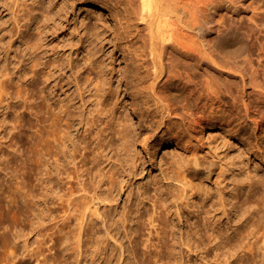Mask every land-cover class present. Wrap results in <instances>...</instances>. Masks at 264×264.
Here are the masks:
<instances>
[{
	"label": "rangeland",
	"instance_id": "1",
	"mask_svg": "<svg viewBox=\"0 0 264 264\" xmlns=\"http://www.w3.org/2000/svg\"><path fill=\"white\" fill-rule=\"evenodd\" d=\"M244 2L245 6H241L240 10L234 14L232 21L242 34L245 33V39L248 38L246 52H255L253 56L256 60L259 58V53L264 54V26L261 16L257 13L263 11L264 0H244ZM27 5L37 10V16L30 25L31 31L37 30L38 22L46 9L50 8L52 13H56L48 25L42 28L44 34L39 38L42 41L39 46H43L41 53L44 61L51 60L54 66L46 70L47 74H33L35 60L29 58L28 54L23 64L21 61L23 58H19L20 55L27 53L23 33L28 27L22 26L20 30L14 28L11 31L12 37L9 36L7 39L9 42L7 48L12 45L11 53L7 56L5 52H2L0 57V69L7 67L10 70V73L4 76L8 79V87L4 88L6 92L3 93L7 100L0 105V160L1 157L6 160L2 159L0 162L3 166L0 165V215L3 216H0L2 221L0 222V264H36L34 259L27 258L25 248L28 242L31 246L36 242V235L31 233L30 227L32 225L34 228V224L37 225L36 221H39L42 218L41 215L47 212L46 199L57 200L56 195H58L56 190H53L55 195L45 184L46 176L63 177L56 173L55 169L60 159L66 164L68 161L69 167L74 166L69 163V159L66 160L64 153L67 154L73 149V142L78 141V136L84 135L83 121H86L88 115L96 110L100 87V80L97 79L101 71L108 82L105 89L110 91L105 93L107 103L101 111L107 112L114 118L112 125L108 126L109 143L105 148L106 157L100 166L102 171L95 173L97 177L99 176L98 179L105 180L102 190L105 192L108 190L106 174L111 167L116 166V160L119 159L123 166L119 167L121 168L120 182L113 189L116 200L102 203L97 200L91 202L90 210L94 211L96 207H99L101 214L94 216L95 218L92 217L93 220L88 214L86 227L89 225L95 227L93 233L91 231V236L95 235V238L99 235L106 237V232L113 228V232H118L116 237L122 245L109 239L107 248L99 246L102 249L101 254L94 252L91 248L92 251L88 253V256L85 255V247L84 258L81 256L82 259L77 261L78 264H106L109 257L112 259L108 262L110 264H126L127 262L172 264L175 258L176 262L173 264H217L218 261L224 264L227 256V258L234 257L229 258L230 262L225 264L253 262H248L252 257L249 250L240 248L242 244L240 237L243 238V228L251 223L250 216L242 218L238 209L242 204L241 200L250 198L253 205L258 202L253 213H256L258 209L264 211V131L254 129L248 122L241 121V124L232 125L229 117L226 116L228 111L218 113L217 118L212 119L210 125L201 129L196 126L194 119H180L168 114L166 103L161 99L162 94L169 93L176 102H182L186 80H181L180 77L187 74L194 77L195 82L206 83L212 80L237 93L243 85L240 76L248 73L249 64L240 60L230 64L231 67L228 65V68L223 65L224 68H221L222 71L219 72L206 58L180 57L175 50H172L175 55L174 60H170L169 56L153 57L149 53L151 43L147 34H150V29H146V19H141L138 3L132 4L127 0H23V23L26 20L24 13L27 11ZM9 6L13 11L12 3ZM124 7H129L134 12L123 13ZM258 9L260 11H257ZM226 12L222 10V13ZM3 14L13 20V14L10 11H5ZM254 15L257 16L255 17L258 22L261 21L259 23L261 25L258 22L254 23ZM206 18L208 19V16ZM217 18H219L218 15ZM96 24L101 28L100 38L93 36L89 31ZM253 25H258L259 29ZM256 47L260 49L259 52L256 51ZM254 48L256 49L252 50ZM94 50L97 54L93 60L88 61L90 51ZM226 59L228 61L229 58ZM233 60L230 59V63ZM253 64L255 67L258 65L257 61ZM49 71L53 72L51 78H48ZM138 71L147 75L143 86L152 94L150 102H145L134 94L133 88ZM10 92H12L11 95L8 94ZM120 119H127L131 129L130 141L134 143L131 158L123 149V139L117 132L121 128L117 124ZM234 127L237 130H234ZM240 131L243 136L240 135ZM174 136H179V139L177 140ZM187 140L203 163L214 166L210 174L198 173L197 182L203 180L204 184L214 191L213 198H218L220 190L226 188L228 193L224 195L227 208L236 206V210L233 209L235 213L232 212L230 216H226L224 209L220 208L214 214L215 217H212L213 223L209 226L205 223L207 215L205 211L210 203L202 204L206 195L198 192L195 198H191L196 189L188 188L186 200L189 199L190 204L177 206L181 202L178 195L181 193L182 184L174 179H165L172 160L180 161L187 157L194 159V155L182 144ZM62 150H65L64 153ZM138 152L141 157H136ZM43 154L45 159H42ZM222 166L226 167V172L219 176ZM189 171L191 175L194 174L192 166L189 167ZM172 175H174L173 172ZM252 181H255V184L251 186ZM236 182L245 183V186L240 189ZM170 186L173 187V195L169 192ZM237 188L240 189V196L234 198L232 194L238 191ZM46 191L47 193L50 191V195H47ZM161 197L166 198L169 210L171 209L169 224L165 223L167 228L163 226V223L158 225L156 222L155 227L150 222L151 219L154 220V216L161 215L157 213L162 211L161 204L158 202ZM154 206L159 211L155 212ZM2 207L6 209V213ZM177 208L180 209V216L177 214L179 212ZM126 211H131L132 216L125 227L122 222L118 223L117 219ZM141 215L144 219L139 222L138 217ZM34 219L36 221L33 222ZM6 223L7 231L3 229ZM138 224L141 228L137 230ZM171 226L175 227L174 236ZM215 227L225 233L222 239L219 237L210 243L209 236L214 232ZM157 229L161 232L158 233ZM164 231L166 236L163 235ZM160 233L162 237L164 236L163 239ZM86 235L87 231L83 237L87 240ZM258 236L260 235L250 237L251 240H248L252 242ZM195 237L201 239V244L195 243L197 242L196 239L193 240ZM185 240L193 243L192 250L186 249L189 247L184 244ZM83 245L86 246V244ZM234 245L235 248L240 249L238 253L237 249L236 251L234 249L237 254L231 248ZM169 246L172 248V253ZM224 247L228 251H225ZM229 251L230 253H226ZM231 252L235 255L230 256ZM263 252L262 249H257L256 257H258L257 260L259 259L257 264H262ZM94 256L97 258L95 262L92 260ZM207 258L208 261H206Z\"/></svg>",
	"mask_w": 264,
	"mask_h": 264
},
{
	"label": "bare ground",
	"instance_id": "2",
	"mask_svg": "<svg viewBox=\"0 0 264 264\" xmlns=\"http://www.w3.org/2000/svg\"><path fill=\"white\" fill-rule=\"evenodd\" d=\"M127 2L132 4L138 3L140 8L139 12L142 17L141 19H146L147 22L146 29L148 28L150 29V34H147L149 35L150 43H151L149 48V53L153 57L162 58L169 56L170 60H174L175 55L173 54L172 50H175L180 57H186L188 59H197L199 57L206 58V60L214 64L215 69H217L219 72L222 71L221 68H224V66L228 68L227 67L228 65L230 66V64L237 63L240 60H242L243 63L249 64L248 73H243L240 76L243 85L240 90H237V93L227 87H222L221 85H219V83L216 84L215 82H212V80L211 81L208 80L206 83H201V82L199 83V82H195L194 77L188 74L184 75L183 77H180L181 80H186L184 85L185 94L182 102L180 103L176 102L174 100V97L170 96L169 93L161 95V99L166 103L165 107L167 108L166 110L168 114L174 117H178L180 119H186V120L194 119L196 126L202 129L204 128V126L210 125L212 119L217 118L218 113L228 111L226 116L229 117L232 125H236L237 123L241 124V121L248 122L250 123V125L254 127V129H259L261 131H264V58H262L264 54L259 53L260 54L258 56L259 58L255 60L253 56L255 55L253 54L255 52L252 53L250 51L251 48L249 50L251 53L246 52L248 50V46H247L248 38L245 39L246 37L244 35L245 33L243 32L244 34H242V31L240 32V30H238V27L235 26V24H233L232 21L234 14H236L240 10L241 6L243 5L245 6L244 0H127ZM10 3H12V5L14 6L13 11H11L10 9L9 6ZM26 8L27 11L24 13L26 20L23 23V0H0V57L2 55V52H5L7 56H9L11 53L10 49L12 48V45H9L10 47L7 48V45L9 43L7 39L9 36L10 38L12 37L11 31L14 28H18L20 30L22 29V26L25 27L27 26L28 29L23 33V42L27 47V53L25 52L26 54H23L22 52H20L23 55H20L19 58L21 59L23 58V60L21 59L20 60L24 64L26 55L29 54V58L35 60V62L33 61L34 65L32 64L34 67L33 68L34 72L32 71L33 74L34 73L35 75L41 73L47 74L46 70L48 68L53 67L54 62L53 61L51 62V60L44 61V57L41 53V49L43 46L42 47L39 46V43L42 41H40L39 38L42 37L44 34L42 28L45 25H48L49 21L52 20V17L56 13H52L50 11V8L46 9V12L42 13L41 20L38 22L37 30L31 31L30 25L37 16V10L33 7H29L28 5ZM259 9L257 11H260ZM222 10H225L227 12L222 13ZM5 11H10V13L13 14V18H12L13 20H11V18L6 17V15L3 14ZM122 12L127 14H132L134 10L129 7H124L122 9ZM257 13L259 16H261L262 25L264 26V3H263V11ZM257 13L255 14L257 15ZM217 15L219 16V18H217ZM256 15H254V20L256 21V22L254 21V23L257 24L258 20H256V17L258 15L257 16ZM207 16L208 19L206 18ZM229 20L231 21L230 23L228 22ZM260 22L261 21H259L258 24ZM254 27L258 28V25ZM100 29H101L100 25L96 24L91 29H89V31L90 34H92L93 36L100 38L101 37ZM256 48L252 50H255ZM259 50L258 48L256 49L257 52H259ZM96 54H97L96 50L90 51L87 60L88 61L93 60ZM226 58H229L228 61ZM237 58H241V59H237ZM230 59H234V60L230 63ZM255 61H257L258 64L257 67H255V65L253 64V62ZM9 73L10 70L7 67H3L0 69V86L2 90V92L0 93L1 96L0 105L7 100L6 95H4L3 93L5 91L4 88L8 87L7 86L8 79H5L4 76L8 75ZM100 73H101L99 75L100 77H98L99 79H97L100 80V87L98 88L99 94L97 96L98 100L96 103V110H94L91 114L88 115L86 121H83L85 126L84 135L78 136L77 139L78 141L73 142V149L72 150L69 149L70 151L68 150L69 155H67L68 153L66 154L63 152L65 150H62L64 156L66 157V160L69 159V163L73 164L74 166L71 168L68 166V161L66 164L65 161L61 162L60 159L57 162L55 169H56V173H58L59 175H63V177L60 178L59 176H57V178H55L52 175H49L48 177L46 176L45 184L47 185V187L49 186V188L51 189L50 191L52 192H54L55 190L57 191L56 194L58 195H56L55 192L53 193L57 196V200L54 199L50 200V198L46 199L47 212L44 215H41L42 218L39 221L38 220L36 221V219L33 220V222L34 221L37 222V225L36 223L34 224L35 226L34 228L32 227V225L30 227V229L32 228L31 233H35L36 235L35 244L31 246L27 241V239H24V241L26 240L28 242L25 245L26 246L25 248L27 250V258L29 257V259H34L36 264H76V263L78 264L77 261L82 259L81 256H83L84 258L85 253H86L85 255L88 256V253L94 250V252L101 254L102 249L99 248V246L107 248L109 244V239H112L116 241V243L118 242V244L122 245L120 240L117 239L116 237V234H118V232L117 231L113 232L112 231L113 228L106 232L107 234L106 237L103 238V236L99 235L95 238V235L94 237L91 236V231L93 233L95 227H93V225H89L86 227V223L88 224V222H86L88 221L87 218L88 214L91 215V218L94 216H99L101 214L99 207H96L94 211L90 210L92 208L90 206L91 202L97 200L98 202L102 203V202H111L116 200L115 194L113 193V189L120 182L121 177L119 173L121 171L120 170L121 168L119 169V167L123 166V164L119 159L116 160L117 161L116 166L114 165L113 167H111V169L108 170L109 173L106 174V178H107L106 180L109 185L108 190L107 192L102 190L103 182L105 180L103 178L98 179L99 176L97 177V174L95 175V173L102 171V168L100 166L102 164L103 159H105L106 157L105 148L109 143L108 136L110 134V131L108 130V126L112 125V121L114 118L113 116L110 117V115L107 112L101 111L103 110L102 108L104 107V105H106L107 103L105 93L106 92L108 93L110 91H107L105 89V86L108 82L104 77V75L102 74L103 71H101ZM247 74L249 75L247 76ZM52 76H53V72L49 71L48 78H51ZM146 76L147 75L142 74V72L137 75V81L136 83H134L133 91L134 94L140 97L141 100L145 102H150L152 100V94L150 93L149 90L145 88V86H143V83L147 78ZM8 94L11 95L12 92ZM148 115L150 116L149 111H148ZM127 122H128L127 119L126 120L120 119L119 123L117 124L121 126V128L118 129L117 132L121 135V139H123V144H124L123 149L129 155V158H131V154L132 152H134V147H133L134 143L133 141H130L131 129ZM245 125H243V127H245ZM235 128L236 127H234V130H237ZM239 133L241 136H243V133L241 131ZM66 136L68 137V135ZM174 137H176L177 140L179 139V136H174ZM182 144L185 146L186 150H189L194 155V159L191 160L187 157L185 160L183 159H181L180 161L172 160L168 167V171L166 174L167 176L165 177V179H171V180L174 179V181H176L177 183L182 184L181 185L182 187H180L181 193L178 195V197L181 199V202L177 206L184 205L185 203L189 205L190 204L189 199L186 200V192L188 188L192 190L195 188L196 192L191 195V198H195L198 192H203L206 195V198L202 201V204H206V202H208V204L210 203L209 205L211 206V207L209 206L210 208L208 207V209H206L205 211L206 212L205 214H207L206 222H205L206 224H208L207 226L213 223L212 217L218 210H220V208L224 209V214L226 216L227 215L230 216V214L233 212V209L236 210V206L235 208H232V206H230L231 208H227V200H225L224 193H228V190L226 188L220 190L219 197L213 198L212 195H214V191H212L210 187L205 185L203 180H201V182H197L196 180L197 179L196 175H198V173L202 172L205 174H210L214 166L203 163L201 158L195 152V150L192 149L193 147L189 145L188 140ZM44 156L45 155L43 154L42 159L44 158ZM136 157H141L139 152L136 154ZM2 159L4 158L1 157L0 162L2 161ZM172 165L173 168L171 169ZM191 166L194 168L193 175H191L189 171V167ZM1 167L3 166L1 165ZM2 172L4 171L2 170ZM172 172L174 173V175H172ZM225 172H226V167L222 166L219 172V176H221ZM254 184L255 181H252L250 183L251 186ZM236 185L238 186V188L242 189L245 186V183L236 182ZM240 189H238V191L234 195L232 194V197L239 198ZM50 191H48V193L46 191L47 195L48 194L50 195ZM169 192L171 195L174 194L172 186H170ZM159 199L160 201L158 202H160L159 204H161L162 211L160 210V212H157L158 208L156 206L154 207H156L155 212L160 213L161 215L159 216L158 214L155 213L158 216L157 217L154 216V220L151 219L152 221L150 222H152L155 225V227H156L155 224L156 222L158 223V225L163 223V226L165 227L166 222L167 225L169 224L168 222L170 221L169 212L171 209L169 210V205L167 203L168 201L166 200L165 197L164 198L161 197ZM241 202L242 204L240 208L238 209L237 207V209L240 210V216H242V218L250 216L251 223L250 225L243 228L242 231L243 238L240 237V240H242V242L239 241V243L241 242L242 244L241 246L239 244V246L240 248H242V250L247 248L246 251L249 250V252L251 253L252 257L248 260V262L253 261L251 263L257 264L259 260V259L257 260L258 257H256L257 249L258 250L262 249L264 251V211L262 212L258 209L256 213H253V210H255L258 206L257 204L258 202L256 203V205H253L250 201V198L241 200ZM3 210L6 213V209L3 208ZM178 210L179 212L177 214H179L180 216V209ZM138 211H140L139 208ZM7 214H11V213H7ZM122 215L123 216H119L120 218H118L117 221L118 223L122 222L123 225L126 227V225L129 223L130 217L132 216V212L126 211V213ZM143 219H144L143 215L138 217L139 222H142ZM91 220H93V218ZM0 222L2 223V221ZM92 222L93 221H91V223ZM6 226H8L7 223L5 225V228L3 227L1 228L6 230L7 228ZM140 226L141 225L137 227V230L141 228ZM171 228L173 230L172 235L174 236L175 227L171 226ZM213 229L214 232H212L209 236L210 243H212L213 240L219 237L221 238L225 233V231L217 230L216 227ZM157 230L158 233L161 232L159 231L160 229ZM86 231H87L86 236H88L87 240L83 239ZM165 232L166 231L163 232L164 233L163 235H165ZM159 235H161L162 237V233H160ZM257 235L260 236H258L257 239H254V241L251 242L248 240L250 239V237H254V236L256 237ZM198 237L197 239L196 237L193 239V240L196 239L195 241L197 242L195 243L201 242L200 241L201 239ZM163 238L164 236L162 237V239ZM223 239L225 238L223 237ZM173 240L174 239H172V241ZM83 244H86V246H84ZM149 244L153 246L152 243ZM184 244H186V246L189 247L186 249H188L189 251L192 250L191 247L193 243L190 240H187ZM234 244H236V242H234ZM93 246H95V248ZM171 247L169 250L173 248ZM227 247L230 248V246ZM84 248H85V253L83 251ZM91 248L93 249L90 250ZM231 248H233L232 249L233 251L234 249L235 251L237 249V253L240 250L239 248H235V245L234 247L232 246ZM224 249H226L225 251H228L226 247H224ZM112 250L114 251V249ZM203 250H207V249L203 248ZM113 251L112 254H114ZM230 251L226 253H230ZM204 252L203 254H205ZM170 253H172V250ZM217 253L219 255V252ZM91 254L94 255V253L92 252ZM232 254L234 253L231 252L230 256ZM220 255H221V251H220ZM215 256H217L216 253ZM227 257L224 259L225 263L229 261V258L232 259V257L234 256H231L229 258ZM96 259L97 258L95 256L92 258L94 262L96 261ZM110 259L111 258L109 257L108 260L110 261ZM213 260H211L212 263ZM109 261H107L106 264H110L108 263ZM206 261H208V258ZM175 262H176V258H175ZM175 262H172V264ZM251 263L246 262V264H251ZM126 264H130V263L127 262ZM217 264H223V263L218 261ZM262 264H264V259L262 261Z\"/></svg>",
	"mask_w": 264,
	"mask_h": 264
}]
</instances>
